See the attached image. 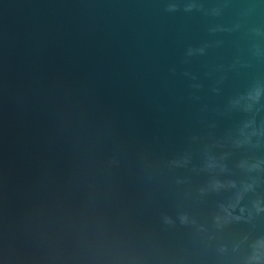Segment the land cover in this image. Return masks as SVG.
<instances>
[{
  "label": "water",
  "instance_id": "water-1",
  "mask_svg": "<svg viewBox=\"0 0 264 264\" xmlns=\"http://www.w3.org/2000/svg\"><path fill=\"white\" fill-rule=\"evenodd\" d=\"M0 264H264V0H0Z\"/></svg>",
  "mask_w": 264,
  "mask_h": 264
}]
</instances>
